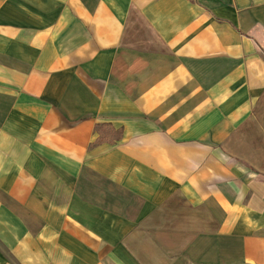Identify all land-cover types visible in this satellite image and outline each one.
Segmentation results:
<instances>
[{
    "label": "crops",
    "instance_id": "1",
    "mask_svg": "<svg viewBox=\"0 0 264 264\" xmlns=\"http://www.w3.org/2000/svg\"><path fill=\"white\" fill-rule=\"evenodd\" d=\"M0 264H264V0H0Z\"/></svg>",
    "mask_w": 264,
    "mask_h": 264
},
{
    "label": "trees",
    "instance_id": "2",
    "mask_svg": "<svg viewBox=\"0 0 264 264\" xmlns=\"http://www.w3.org/2000/svg\"><path fill=\"white\" fill-rule=\"evenodd\" d=\"M98 138L93 144H99L101 142L115 143L120 140L122 135V129H114L110 125L101 124L97 126Z\"/></svg>",
    "mask_w": 264,
    "mask_h": 264
}]
</instances>
